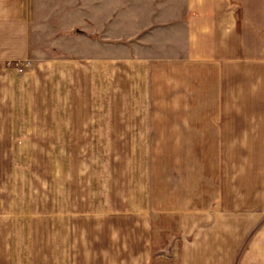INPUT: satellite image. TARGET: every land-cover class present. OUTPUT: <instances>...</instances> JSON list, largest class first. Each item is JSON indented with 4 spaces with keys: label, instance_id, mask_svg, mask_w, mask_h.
I'll list each match as a JSON object with an SVG mask.
<instances>
[{
    "label": "crops",
    "instance_id": "crops-1",
    "mask_svg": "<svg viewBox=\"0 0 264 264\" xmlns=\"http://www.w3.org/2000/svg\"><path fill=\"white\" fill-rule=\"evenodd\" d=\"M73 30L79 73L108 75L111 140L160 148L158 170L104 206L0 180V264H264V0H0V163L19 131L76 130L11 117L32 40L67 53Z\"/></svg>",
    "mask_w": 264,
    "mask_h": 264
},
{
    "label": "rangeland",
    "instance_id": "rangeland-1",
    "mask_svg": "<svg viewBox=\"0 0 264 264\" xmlns=\"http://www.w3.org/2000/svg\"><path fill=\"white\" fill-rule=\"evenodd\" d=\"M77 33L73 30L72 39L65 42L67 53L51 52L46 43L32 40L27 61L19 64L23 71L18 68V74L30 76L19 84L12 119L42 127L65 123L76 130L52 135L47 130L18 132L14 145L7 147L8 162L0 163V180L8 182L11 201L66 205L91 199L104 206L111 197L125 198L129 181L142 185L144 171L158 170L160 148L127 147L119 145L124 141H115L116 137L111 140L108 75L104 73L95 83L93 77L88 81L79 73L76 58L84 51L76 43ZM46 57L58 59L52 75L42 67ZM114 122L120 124L116 118ZM170 149L175 153V148ZM161 156L166 169L190 170V164L176 161L175 155ZM130 175L134 178L129 179Z\"/></svg>",
    "mask_w": 264,
    "mask_h": 264
}]
</instances>
